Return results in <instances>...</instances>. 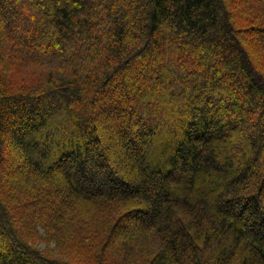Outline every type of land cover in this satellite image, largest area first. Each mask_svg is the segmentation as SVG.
Segmentation results:
<instances>
[{"label":"trees","instance_id":"1","mask_svg":"<svg viewBox=\"0 0 264 264\" xmlns=\"http://www.w3.org/2000/svg\"><path fill=\"white\" fill-rule=\"evenodd\" d=\"M4 1L0 264H264V0Z\"/></svg>","mask_w":264,"mask_h":264},{"label":"rangeland","instance_id":"2","mask_svg":"<svg viewBox=\"0 0 264 264\" xmlns=\"http://www.w3.org/2000/svg\"><path fill=\"white\" fill-rule=\"evenodd\" d=\"M230 2V1H229ZM12 4L13 3H6L4 0H2L1 1V3H0V21L2 22V20L4 19L3 17H2V15H1V12H3V10H5V9H7V8H11V9H13V7H12ZM229 4V3H228ZM236 5V4H235ZM3 18V19H2ZM10 24V23H9ZM245 37V36H244ZM252 38H259L260 40H263L264 41V35H261V36H259L258 37V35L256 36V35H253L252 36ZM245 43V42H244ZM245 47L248 49L249 48V50H251L252 52H254V56H252L251 58H252V61L254 62V60H257V62H258V69H259V71L262 73V74H264V49L262 48V47H264V45L263 46H261V44L259 45V44H255L254 42H252L251 43V46H248L247 44H245ZM25 55H28V56H36V57H39L38 56V54L36 53V52H32V51H27V52H25ZM255 57V58H254ZM42 58H43V60L44 61H46V62H48V63H53V62H55L54 60H53V58H50L49 56H42ZM255 63V62H254ZM20 69H22V68H20ZM14 70L12 69V72H10L11 73V77H15L14 78V80H13V83H16V82H18V81H22V78H21V75H23V73H20L21 72V70H19V71H17L16 69H15V74H13L14 72H13ZM10 73H9V71H5L4 69H3V67L2 68H0V76H2L3 78L4 77H6L7 75H10ZM18 75H19V77H18ZM8 77V76H7ZM19 79V80H16V79ZM250 78H252V80H254V81H256V79L254 78V76L253 75H251L250 74ZM24 81V80H23ZM258 83V82H257ZM259 87L261 88V86L259 85ZM98 120V119H97ZM254 119H253V117L252 116H250V117H248V118H246V122H248L249 123V125H253L254 124V121H253ZM253 123V124H252ZM263 125H264V123H263ZM104 130V129H103ZM250 138H251V136H249ZM106 142H105V140H104V143H101L100 141H98V143L97 144H101L102 146H104L103 144H105ZM261 147H262V145H260ZM6 147L4 146V149H5ZM4 149H2V151H4ZM144 150V147H141V152ZM140 151H138V154H141V152ZM15 160H12V162H13V164L12 165H9V160L10 159H8V156H6V154H5V152H2L1 153V155H0V185L2 184V182H4V181H6V179H5V176H4V174H5V172L7 171V172H9L8 171V169H6L8 166H9V170H11L13 173H14V177H24V176H26L27 174H28V170L30 169V165L28 164V163H26L25 161H23V160H20V159H18V158H14ZM248 159H250V160H253L254 162L256 161L255 159H253L252 157H249ZM15 165H16V167H15ZM63 168H64V170H66L67 171V169H68V167H67V165H64L63 166ZM6 172V173H7ZM92 182V181H91ZM91 182H87L86 183V186L88 187V188H91V187H94V186H96L95 184H93V183H91ZM7 184L9 185V186H12V185H10L9 184V182H7ZM2 191H4L3 189H1ZM64 196H66V195H64L63 194V196L62 197H64ZM62 197H60L59 199H57V200H55V203L53 204L54 205V207H49V204H47V202H46V204L44 203H39V205H37V206H34V207H32V203H29L28 205H25V204H21V207H25L26 209H24V210H22L21 211V213L19 212V213H17V214H15L14 213V215H15V217L17 218V220H18V223L17 222H15L16 223V228H17V230H19V232H20V234H21V232L23 233L26 229L25 228H22L20 225V223H21V219L23 218V217H27V218H37V217H41L42 219H44L46 216H47V213L48 214H50V212H53V213H57V214H59V213H61V208L65 205V204H63V203H65V200H64V198H62ZM5 200H7V202H9L10 204H12L13 202V200H11V199H9V198H6V195H5ZM23 201H25V200H23ZM13 205V204H12ZM48 207L50 208V210H47L48 209ZM47 211H49V212H47ZM240 215H241V213H240ZM135 221V218L132 216V217H129L128 219H126L125 220V222L127 223L126 224V226L127 227H130L131 225V222H134ZM136 222V221H135ZM134 222V223H135ZM14 223V224H15ZM0 225H1V227H4L5 228V231H6V229L8 228V225H7V223H6V215H5V213L3 214L2 213V211L0 210ZM25 229V230H24ZM24 230V231H23ZM42 230H41V232H40V234H42ZM7 233V232H6ZM8 234V233H7ZM38 246V248H40V249H44L45 247H47V244H46V241H42V240H38V242H37V244H36V247ZM48 248L50 249V250H52V252H53V254L56 256V257H60V258H63L64 256H66V258L67 257H73L72 256V253H70L68 250H66V248H64V247H61V246H54V244H52V243H50V245H48ZM80 253V252H79ZM64 255V256H63ZM68 255H70V256H68ZM74 257H75V259L76 260H73L74 261V263L75 262H77V263H80V262H82V261H85V259H84V256H82L81 254H77V255H74ZM65 258V257H64ZM78 258V259H77ZM77 260H79V261H77ZM69 261H72V260H69ZM90 264V263H89Z\"/></svg>","mask_w":264,"mask_h":264}]
</instances>
